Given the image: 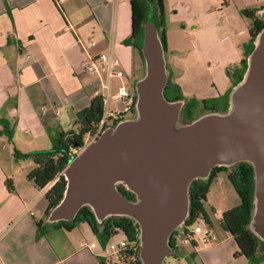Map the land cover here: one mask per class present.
<instances>
[{
  "label": "crops",
  "instance_id": "obj_1",
  "mask_svg": "<svg viewBox=\"0 0 264 264\" xmlns=\"http://www.w3.org/2000/svg\"><path fill=\"white\" fill-rule=\"evenodd\" d=\"M261 6H264V0H164L163 17L181 19L180 27L183 30L185 20L188 24L192 23L189 49L170 43L165 30L166 48L163 50L159 40L161 29L155 26L150 30L162 49L166 81L170 76L183 92V86L173 71L178 68L173 64V59L179 52H187L183 59H190L194 67L217 65L225 68L228 64L237 63L243 55V45L249 40L250 25L245 17H240V11ZM256 15L264 21V8L258 10ZM197 21L198 24L195 23ZM234 24L241 26L237 29ZM203 25L208 26L205 39L197 32ZM263 31L264 28L256 37L254 49L260 44ZM145 33L144 40L142 37L139 40L129 38L130 0H0V119H5L7 123L6 129L3 127L5 124H0V264H96L98 256H105V246L95 241L94 233L85 223L71 229L60 225L63 221L71 223V217L81 207L70 217L55 216V210L63 203L66 191L61 202L45 214L43 196L46 187L37 188L27 180V174L35 167L34 161L17 158L13 151L30 153L50 148L60 132L75 129L82 123L79 114L89 109L92 99L99 95V80L96 75L84 70L85 55L78 39L86 43L90 52L112 51L120 60L122 81L134 98V108L131 114L116 123L115 130L121 123L139 122L141 115L137 86L148 70L143 43L149 31ZM91 41L93 45L88 43ZM250 55L242 81L230 92L228 109L209 115L227 116L233 112L231 95L246 80ZM226 78L227 83L219 94L230 86V80ZM115 79L119 84L120 80ZM188 98L189 94H183L182 100L174 102H179L182 107ZM114 102L119 106L113 109H120L123 105L121 100ZM180 113L178 116L181 117ZM201 115L203 117L204 113ZM202 117L187 121L188 124L181 128L174 127L173 130L185 128ZM6 130L10 131V139ZM239 161H247L254 168L253 208L247 229L257 240L255 264H264V195L257 189L256 169L252 160L240 159L224 165L234 166ZM207 177V174L203 177L194 175L189 179L185 213L170 230L168 237L172 231L180 229L187 216L190 182L196 178L206 180ZM6 179L12 181L13 191L8 190ZM119 186L131 190L124 182H115L114 187L122 198L131 203L138 202V199L131 201L123 196L118 190ZM209 193L204 203L208 211L210 207L222 213L239 200L232 191H227V195L220 196L222 198L218 201L209 199ZM118 214L121 213L105 215L108 218ZM123 215L138 223L132 215ZM210 216L213 226L209 229L216 236L215 240L204 239L203 233L207 227L199 225L201 235L194 233V244L189 240L177 239L176 248L168 246L159 264H252L245 255L237 254L239 248L235 239L219 225L220 216L216 217L217 223ZM106 218L97 219L99 229ZM37 222L40 223L41 232ZM138 225V257L145 264L141 255V226ZM76 230L82 236L75 235ZM91 243L95 246L91 247Z\"/></svg>",
  "mask_w": 264,
  "mask_h": 264
},
{
  "label": "water",
  "instance_id": "obj_2",
  "mask_svg": "<svg viewBox=\"0 0 264 264\" xmlns=\"http://www.w3.org/2000/svg\"><path fill=\"white\" fill-rule=\"evenodd\" d=\"M143 48L148 70L137 86L140 121L121 123L70 154L63 171L66 196L54 214L70 217L85 200L98 217L132 215L141 226L145 264H159L168 249V233L185 213L192 176L205 175L214 165L252 160L257 189L264 195V31L251 52L246 80L231 95L233 112L203 116L177 131L172 126L181 105L163 96L162 49L153 32ZM117 181L136 194L137 203L121 197Z\"/></svg>",
  "mask_w": 264,
  "mask_h": 264
},
{
  "label": "trees",
  "instance_id": "obj_3",
  "mask_svg": "<svg viewBox=\"0 0 264 264\" xmlns=\"http://www.w3.org/2000/svg\"><path fill=\"white\" fill-rule=\"evenodd\" d=\"M159 18L164 15V0H155ZM131 6V35L130 39L138 40L143 35V26L147 21V6L145 0H130ZM244 8L240 11L241 15L250 19L249 40L243 45V55L237 63H231L225 66L224 71L230 80V86L224 92L215 97L197 99L195 97L188 98L181 107V118L184 121H192L200 111L223 112L229 107L230 92L234 86H237L243 79L247 70V59L254 49V41L258 34L264 28V21L256 15V12L263 9ZM159 40L162 49L166 48V33L164 28L159 33ZM127 42V41H126ZM163 96L167 101H178L183 99L181 87L173 82L168 76L163 89ZM134 105V98H133ZM103 113L102 98L100 95L92 99L91 107L79 114L82 123L77 131L73 129L62 131L58 135L57 141L48 149L34 151L30 153H19L13 151L17 158H30L34 161L35 167L27 174V180L37 188H44V200L46 203L45 214H48L62 200L67 187V180L63 174L69 156L74 150L80 148L84 144V137L95 133L99 121ZM0 124L7 123L5 119H0ZM10 139V131H5ZM225 171L227 179L233 186L237 196L238 203L224 210L219 218V225L222 229L229 232L235 239L239 250L237 254H243L252 264H255V250L257 240L255 236L247 229L251 218L253 208L254 193V168L247 161H239L230 169L225 165L213 166L206 180L196 178L193 179L188 187V212L180 229L172 231L168 237V246L171 249L176 248L177 239H187L192 244L194 232L192 226L201 221L209 229L213 226L210 212L204 205L211 181L216 177L217 173ZM6 186L9 191H13L12 181L6 179ZM119 192L127 199L135 200V195L123 186L118 187ZM86 221L92 232L99 238L102 246H105L108 239L114 234L121 232L127 241L124 250L114 255L117 262L123 261L125 264H142L138 257L139 250V225L131 217L125 215H111L103 222L99 229L94 211L87 205L81 206L71 223L60 222V225L67 229L74 227L76 222ZM37 226L41 232L40 223ZM96 264H108V259L102 256L97 257Z\"/></svg>",
  "mask_w": 264,
  "mask_h": 264
},
{
  "label": "rangeland",
  "instance_id": "obj_4",
  "mask_svg": "<svg viewBox=\"0 0 264 264\" xmlns=\"http://www.w3.org/2000/svg\"><path fill=\"white\" fill-rule=\"evenodd\" d=\"M145 3L147 6V17H148V19H147V22H145V24L143 26L142 40H144V37L146 35L145 32L150 31V30L152 31L153 27L157 26L160 29L164 28V30H166L168 32L170 43L177 44L180 48L182 45H184L189 49L190 44L188 42H189V39L192 37L191 33H190V28H191L192 23L188 24V21L185 20L184 21L185 29L183 30L180 27V22H182L181 19H171L169 16L159 18L158 14H157V8H156L155 0H145ZM240 17H245V16L241 15ZM245 19H247L250 23V19H248L247 17H245ZM195 23L198 24L199 22L197 21ZM233 26H235V28L238 29V28H240L241 25L234 24ZM207 29H208V26L203 25L197 31L198 34L201 36V38H203V39L206 38ZM237 38H239V36H237ZM184 53H187V52H184ZM184 53L183 52L176 53L174 56V59H173V64L175 66H178V68L173 70V71H174L176 78H179V83L183 86L182 94H184V95L189 94L190 97H196L197 99L211 98V97L217 96L219 94V91L221 89H223L225 84L227 83V78H226V75L224 73V66L221 67V66L213 65V66L208 67V68H203V66L201 65V67H194L191 65L192 63H191L190 59H183L186 56V54H184ZM167 54L169 56V52H167ZM117 81L118 80L113 79V82L111 85L110 97H109V101H108L109 102L108 106L111 110L113 108L119 106V103H115L113 100V94L116 92L117 86H118ZM234 87H236V86H234ZM203 113H204V115L205 114L209 115L213 112H207L206 113L204 111L199 110V112L197 113L196 116L198 118H199V116L202 117L201 114H203ZM108 121H110V120L108 119ZM188 123L189 122L182 120L180 116H177V118L175 119V121L173 123L172 128H174V127L181 128ZM64 127H67V126L65 125ZM78 128H79V125L76 126L75 129H73V130L77 131ZM89 140H91V135H87L84 137V141H89ZM232 166L233 165H229L227 167H228V169H230ZM206 174L208 176V172ZM199 176L203 177L205 175H199ZM118 184L121 185V183H118ZM209 191H210L209 199H213V200H217V201L220 200L223 196L225 197V194L227 195V191L228 192L232 191V193L233 194L235 193V195L237 196L233 186L231 185V183L227 179V175H226L225 171H220L217 173L216 177L210 183ZM220 196H222V197L220 198ZM137 199L138 198H136L135 201ZM128 200H131V199H128ZM83 205H87L89 208H91L92 211L95 212V214L97 213L95 211L96 209H95L94 205L92 204V202L89 203L88 201L84 200ZM208 208L210 209V207H208ZM213 210L214 211L210 212V214L212 215V217L215 219V222L217 223L216 217L220 216L221 213H219V211H217V209H215V208H213ZM118 215H123V214H118ZM73 218L74 217H71V219H73ZM102 218L105 219L106 215H104V216L102 215ZM97 219L98 220L100 219V217H98V214H97ZM80 223H85L84 225H87V227L89 229H91L86 221L76 222V224L74 226L80 225ZM195 225H200L202 228H204V226H205V224L203 222H200V221L196 222L193 226H195ZM75 235L82 236V234L79 232V230L75 231ZM197 235H201V233H197L196 236ZM122 238H124L123 234L121 232H118V233L114 234L113 236H111L108 239V242L106 244H109L111 242L117 243ZM94 239L97 242L99 241V238L96 235H95ZM87 244L88 243L86 242L85 245H87ZM166 246L168 247L167 243H166ZM104 257L106 259H108V264H125L123 261L117 262L114 255L110 252H107ZM171 259L172 258L170 257L169 260H171Z\"/></svg>",
  "mask_w": 264,
  "mask_h": 264
},
{
  "label": "built area",
  "instance_id": "obj_5",
  "mask_svg": "<svg viewBox=\"0 0 264 264\" xmlns=\"http://www.w3.org/2000/svg\"><path fill=\"white\" fill-rule=\"evenodd\" d=\"M77 42L81 45L85 55L84 70L96 75L99 80V95L102 98L103 113L95 133L91 135V140L84 141L82 147L74 150L75 153H79L84 147L96 141L104 132L114 131L116 123L123 119L126 115L131 114L134 108L133 97L125 83L122 81L123 71L120 69V60L118 57L112 51H101L94 54L89 51L84 41L78 39ZM88 43L90 45L94 44L93 41ZM115 78L119 79L120 82L117 86L116 92L113 94V99L115 101L121 100L123 105L120 109L110 110L108 108V101L110 97L112 81ZM108 119L110 121H108ZM201 231L202 229L199 225H195L193 227L194 233H199ZM203 238L212 241L216 239V236L211 233L210 229L206 228L203 233ZM183 240L187 241V239ZM90 246L94 247L95 244L91 243ZM126 246L127 241L125 238H122L117 243L111 242L106 244L104 250L105 252L107 251L113 255H116L120 251L124 250Z\"/></svg>",
  "mask_w": 264,
  "mask_h": 264
}]
</instances>
